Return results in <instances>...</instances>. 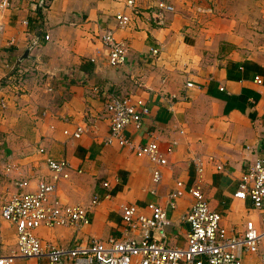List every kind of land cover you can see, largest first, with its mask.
<instances>
[{"label":"crops","instance_id":"obj_1","mask_svg":"<svg viewBox=\"0 0 264 264\" xmlns=\"http://www.w3.org/2000/svg\"><path fill=\"white\" fill-rule=\"evenodd\" d=\"M5 1L0 7V95L6 102L0 107V200L20 191L15 184L20 180H30L22 191L32 190L38 179L50 181L45 162L50 157L69 164V178L54 194L63 203L88 207L89 222L79 228H38L43 244L122 238L121 206L147 212V204L157 203L166 208L168 244L185 246L188 224L181 216L192 199L185 194L169 208L166 194L176 180L186 186L195 181L193 156L203 160L202 189L227 228H239L247 218L261 223L250 200L233 194L244 163L264 154V0H165L174 9L161 25L145 12L158 0H135L143 14L132 15L125 28L114 19L129 13L125 0ZM107 28L128 48L118 67L109 64L102 41ZM17 67L24 74L14 87L6 78ZM113 95H130L150 108L142 125L127 126L125 134L137 143L154 142L166 153L156 186L146 158L106 142V104ZM76 125L87 126L79 138L64 133ZM94 196L98 201L90 205ZM14 245V228L3 222L0 254ZM261 253L264 243L243 264H264ZM12 264L36 261L18 258Z\"/></svg>","mask_w":264,"mask_h":264},{"label":"built area","instance_id":"obj_2","mask_svg":"<svg viewBox=\"0 0 264 264\" xmlns=\"http://www.w3.org/2000/svg\"><path fill=\"white\" fill-rule=\"evenodd\" d=\"M34 1V0H28ZM6 4L0 2V7ZM129 13L114 15L118 28H125L131 16H139L143 11L135 6V0H125ZM173 5L158 0L156 8L145 12L158 25L163 24L166 12L173 11ZM46 38H48L46 36ZM103 44L108 49V62L113 67L125 63L128 48L125 42L116 39L113 28H107L102 35ZM152 54L157 49H152ZM24 70L17 67L7 76V84L18 87ZM258 84L261 79L255 76ZM192 86L191 82L186 87ZM0 107H6L0 95ZM108 119L107 143L114 142L120 147L131 149L136 156L146 158L150 164L151 181L154 186L162 180L161 167L167 163L166 153L154 142L137 143L125 134L127 126L142 125L143 118L150 113L143 100H132L130 95H113L106 104ZM87 126L76 125L72 131L64 133L79 138ZM40 151H44L40 149ZM196 178L190 186L176 180L174 187L166 194V205L176 207L178 198L188 194L192 201L182 214L181 220L188 224L185 246L170 245L167 242V212L157 203L147 204L148 211L140 212L132 204L121 206V220L124 236L108 237L106 240L91 239L73 243L70 246L43 244L37 236L40 227L73 226L81 227L89 222L88 207L80 204L63 203L54 192L57 184L69 178V164L65 159L45 158L50 171V181L38 179L32 190L22 191L30 186V180L23 179L15 184L20 191L0 200V238L3 222H8L15 231V245L9 252L0 254V264H12L16 259H33L36 264H243L249 255H257L264 243V154L244 163L238 186L233 196L249 199L252 209L262 214L261 223L247 218L239 228H227L222 223L221 213L210 207L202 189L204 163L199 156H193ZM217 169H222L217 165ZM9 170V167H7ZM107 187V181L102 183ZM97 196L91 200L93 205ZM261 260L264 255L261 253Z\"/></svg>","mask_w":264,"mask_h":264}]
</instances>
